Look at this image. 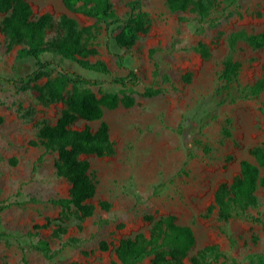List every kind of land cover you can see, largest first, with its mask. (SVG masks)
I'll return each instance as SVG.
<instances>
[{
	"label": "rangeland",
	"instance_id": "1",
	"mask_svg": "<svg viewBox=\"0 0 264 264\" xmlns=\"http://www.w3.org/2000/svg\"><path fill=\"white\" fill-rule=\"evenodd\" d=\"M26 1L33 18L50 13L57 20L67 14L80 26L93 23L80 13L67 11L62 0ZM129 1L111 0L117 17L127 16ZM142 6L151 20L132 48H120L114 41L121 23L103 29L97 37L98 54L90 60H103L109 74L85 70L55 54L42 55L43 60L55 61L52 76L61 69L76 72L102 81L100 87L79 85L80 89H90L98 97L100 90L119 97L129 94L135 101L131 107L104 109L103 120L108 124L113 153L80 157L88 160L89 174L96 186L94 197L88 200L95 206L94 214L80 219L71 209L64 223L57 220L61 208L47 200L67 197L70 184L55 174L57 154L30 144L37 141L36 134L43 123L56 121L63 104L42 106L31 89L20 90L27 81L24 76L34 69V61L30 57L16 59L20 46L7 49L0 32V76L17 79L16 83L0 81V200H36L0 213V231L17 236L0 239V264H23V257L27 264H119L114 249L120 239L137 232L148 236L151 222L144 217L170 214L175 215L177 223L193 230L195 244L188 256L214 245L222 256L212 259L213 264L264 260V233L260 225L248 219L253 215L264 219V187L256 190V207L238 211L228 222L219 221L217 209L212 207L219 184L231 182L241 160L255 163L249 150L264 144V113L260 110L264 89L254 98L247 89L262 74L264 47L252 48L240 40L230 52L228 45L232 32L255 34L264 30V0L223 2L220 9L211 10L206 22H198L189 9L169 11L165 0H143ZM198 43L206 46L207 57L196 50ZM151 48L157 49L156 78L148 55ZM118 55L122 56V66L117 64ZM227 56L241 64L238 86L220 91L218 75ZM129 69L139 76L137 86L110 82L112 77L125 76ZM163 74L170 77L172 84L164 83L166 90L162 94L142 96L143 88L154 78L160 82ZM44 81L45 78L38 83ZM28 108H34V113L23 118L21 113ZM226 119L230 121L229 136L223 133ZM85 124L95 129L98 122L77 121L72 128L81 129ZM259 174L264 176V167H259ZM102 201L109 203L108 210L100 207ZM58 224L66 226V232L57 238L51 233ZM34 225L41 228L35 229ZM28 231L31 236L26 235ZM70 237L79 239L78 246L65 247L52 258L35 249L45 240L51 251L57 250ZM100 241L107 243V250L99 248ZM139 264H150V259Z\"/></svg>",
	"mask_w": 264,
	"mask_h": 264
},
{
	"label": "trees",
	"instance_id": "2",
	"mask_svg": "<svg viewBox=\"0 0 264 264\" xmlns=\"http://www.w3.org/2000/svg\"><path fill=\"white\" fill-rule=\"evenodd\" d=\"M143 0H130L128 2V14L125 18L116 16L111 0H62L64 8L73 13H80L92 19L93 23L80 26L76 19L61 14L54 20L50 13H44L33 18L30 4L26 0H0V32L6 40V48L20 46L16 52V59L30 57L34 61V69L25 75L27 81L22 83L20 90L31 89L35 92L37 104L49 106L53 103H62L63 108L53 124L43 123L37 134V141L30 144L43 147L44 152H55L57 159L54 163L55 174L64 178L69 184L67 197L50 198L47 202L61 208L60 223L66 221V214L71 209L80 218H87L94 214L95 206L88 202L96 192L95 182L89 174V162L80 158L81 155L105 156L113 153V145L109 138L108 124L103 120L104 109H114L119 105L131 107L135 101L129 94L119 97L115 93L99 91L98 97L90 89H80L79 85L99 86L102 81L89 79L76 72L59 70L52 76L51 68L55 61L43 60L45 53L55 54L61 59L74 62L85 70L100 74H109L107 64L101 60H90V57L98 54L96 40L102 30H108L113 24H120V31L114 36L116 45L120 48L130 49L139 38V34L145 33L150 23V14L143 9ZM235 0H165L167 8L171 12H184L191 10L195 13L198 22H206L210 18L211 10L221 8L223 2ZM244 41L252 48L264 47V30L247 34L240 30L230 33L228 45L230 52L236 49L238 41ZM156 48L148 51L153 63V77L159 76V63L154 58ZM196 50L203 56H208L204 44L198 43ZM117 64L122 66V56H117ZM241 64L227 56L221 64L219 80L222 83L220 91H229L233 86H238V75ZM45 78L42 84L38 81ZM153 79L143 88L142 96L152 97L162 94L166 88L164 83L172 84L167 74L161 76V81ZM22 79V77L18 78ZM188 80V78H185ZM17 79L0 76V81L16 83ZM33 82V85H30ZM110 82L121 86L135 87L140 83L137 73L129 69L125 76L112 77ZM251 97H257L264 89V67L262 74L253 84L247 87ZM22 110V107L19 106ZM260 110L264 113V103ZM34 108L22 111L23 118L31 116ZM77 121L98 122L95 129L85 124L81 129L72 128ZM225 120L223 133L230 135ZM200 143V141H198ZM206 151L209 149L204 147ZM249 154L255 163L248 159L241 160L239 172L230 183L222 182L214 192L213 208L217 209V218L221 222H228L249 207H256L258 199L256 190L264 187V176L259 174V167H264V144L253 146ZM28 202L35 203L30 198L28 201H3L0 200V213L11 206H22ZM109 203L102 201L100 207L108 210ZM211 210L210 208L208 209ZM151 222L149 235L137 232L132 236L119 240L114 252L119 264H139L149 258L150 264H213L212 259L218 260L222 253L214 245H208L188 256L195 244L193 230L188 225L177 223L175 215H166L154 218L151 215L144 217ZM248 219L261 226L264 233V219L260 215L248 216ZM49 220V219H48ZM35 229L41 228L34 225ZM66 232V226L56 225L51 235L59 237ZM31 236L32 232H26ZM17 238L15 234L0 231V239L9 240ZM79 239L70 237L61 242L57 250L51 251L48 243L35 249L41 251L47 258L54 257L58 251L65 247H76ZM101 250H107L105 241L99 242ZM187 259V263L185 262ZM23 264H27L23 257ZM253 264H264V260Z\"/></svg>",
	"mask_w": 264,
	"mask_h": 264
}]
</instances>
